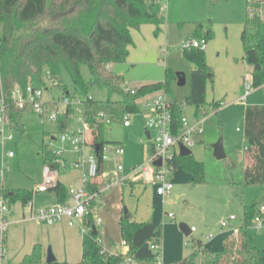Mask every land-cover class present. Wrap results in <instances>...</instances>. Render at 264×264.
<instances>
[{
    "label": "rangeland",
    "instance_id": "374dc122",
    "mask_svg": "<svg viewBox=\"0 0 264 264\" xmlns=\"http://www.w3.org/2000/svg\"><path fill=\"white\" fill-rule=\"evenodd\" d=\"M165 4V1L160 3L164 19L161 31L156 34L152 25H142L138 30H132L133 46L129 49L128 57L124 62L110 67L113 73L122 77L125 89L131 91L142 85L163 82L167 69L185 75V85L173 86L172 94L166 97L172 103L182 106L181 114L189 125L200 122L202 142L196 141L190 151L194 159L203 165L204 182L197 185L189 183L191 176L178 167L171 174L173 190L162 198L157 196L154 188L140 173L131 174L133 168L147 163L151 154L144 134V105L153 98L150 95L138 100L139 112L130 116L129 128L118 123L105 128L104 137L107 141L122 143L124 153L117 156L116 161L124 170L118 174L123 185H108V181L115 178V171L113 162L105 163L100 186L106 184L108 187L101 191L95 204H90L92 206L89 210L93 220H101V224L95 225V228L99 244L106 251L112 252L121 247L117 218L126 209L129 214L136 213L137 217L146 222L150 217L158 221L156 224L162 235L160 255L162 257L165 245V251H170V255L166 256L170 264H208L207 259L192 247V242L199 240L206 251L216 252L221 249L222 239L242 224L245 206L254 204L258 209L264 206V185H247L243 177L246 161L244 106L236 103L239 94L244 93V82L250 83L251 66L243 60L240 40L248 0H168L164 9ZM199 25L202 28L196 32ZM41 26L47 27L48 22H43ZM208 30L212 37L206 43L204 54L214 80L207 83L206 104L203 110L197 112L194 107L184 104V97L189 90V74L194 69L184 58V46L193 38L200 39ZM81 76L88 85V98L99 103L108 99L105 90L89 85L87 66L81 67ZM32 85L42 90L44 101L59 102L65 90L69 93V99L83 102L86 98L75 89L64 69L60 71L59 87L52 85L46 77L44 85L35 81H32ZM255 93L257 91L253 89L251 95L264 102V87L260 93ZM259 95L261 98H258ZM110 99L115 101L117 97L112 96ZM218 103L221 105L216 110L213 104ZM76 118L72 111L66 124L69 131L74 129ZM21 122L25 126V133L5 127V134L11 135L12 140L4 145L0 143V184L5 190L30 191L32 200L26 206L19 201L9 203V210L18 212L16 219L21 221L10 223V228L7 224L4 239H0V261L4 264H25L26 255H30L34 247L38 246L40 261L37 264H48L46 256L49 248L55 258L50 264H77L82 255L83 219L70 226L67 219L48 224L30 218L31 210L55 205L54 191L38 193L34 187L43 181L42 154L54 157L51 150L61 146L58 139L63 130L59 126L66 122L65 118L60 116L56 122L42 123L32 112H25ZM220 138L223 140L225 158L217 160L213 156L212 146ZM87 140L91 141L89 134ZM64 148V153L58 159L61 162L65 160L70 168L66 173H57L58 180L66 190L79 189L82 187L84 169L74 167L78 156L71 152L68 144ZM8 152H13L14 157L7 158ZM66 202L73 205L69 195ZM231 215L236 218L234 221H228ZM170 216L174 217V221L170 220ZM223 221L227 222V227L221 229L220 223ZM180 224H185L189 229L194 228L195 231L186 237L179 228ZM249 232L253 245L264 250V223L260 232L252 226ZM209 234L215 238L207 239ZM216 245L217 249H214Z\"/></svg>",
    "mask_w": 264,
    "mask_h": 264
},
{
    "label": "trees",
    "instance_id": "16d2710c",
    "mask_svg": "<svg viewBox=\"0 0 264 264\" xmlns=\"http://www.w3.org/2000/svg\"><path fill=\"white\" fill-rule=\"evenodd\" d=\"M70 9H73L70 15L50 23L52 15ZM45 21L48 26H41ZM163 23L160 7L154 0H0V101L9 118V128L25 133L21 118L23 113L31 112L28 108L18 109L14 106L12 92L16 88H25L32 81L44 85L45 77L52 85L59 87L60 71L64 69L75 89L86 97L82 104L91 139L88 144L99 145L97 158L100 175L103 168L102 147L118 145L115 141L105 139L104 132L108 125L100 122V115L108 117L110 124L122 125L124 115L139 112L138 100L157 93L171 95L173 86L180 87L186 82L184 74L167 69L163 82L142 85L131 91L125 89L122 77L110 70L111 65L122 63L128 57L129 49L133 46L132 30H138L142 25H152L158 34ZM201 28L199 25L196 32ZM211 37L209 30L203 35L206 41ZM240 40L244 60L252 67L251 87L257 89L264 85V21L256 16L251 17L247 12ZM184 58L194 66L189 74V90L184 97V104L199 112L206 104L207 83L213 82L214 75L206 63L204 51L184 49ZM82 66L88 67L89 85L107 92L108 99L105 102H94L87 97L88 85L81 76ZM112 96H116L117 100H111ZM62 97H69L68 91L65 90ZM213 106L218 110L220 103ZM57 109L56 103H47L45 118ZM67 111L70 116L71 109ZM181 112L182 106L173 103V132L180 126ZM70 118L60 124L61 130L65 129ZM243 134L247 143L244 154L249 161L243 169L244 180L247 185L263 186L264 106L245 107ZM197 141L202 142V135ZM42 155L43 165L49 166L51 170L59 174L69 170V164H61L55 157ZM173 164L191 176L189 183L197 185L204 182L203 165L192 154L175 157ZM51 190L55 192L59 204L65 205L68 196L66 188L57 182ZM87 190L97 191L98 188L89 185ZM0 196L9 203L19 201L23 206L32 200V192L5 190L1 184ZM91 206L83 217L82 255L77 264H124L122 255L105 252L99 244L98 232L93 234L91 228L95 222L89 210ZM257 212L258 208L254 204L244 207L242 224L236 228V232L222 239L220 250L208 252L199 240L193 241L192 247L207 259L208 264H264V250L253 245L249 232ZM119 231L132 258L139 262H152L150 244L162 240L158 225L151 221L136 223L123 213L119 220ZM39 261L40 250L35 246L32 253L24 258V263L37 264Z\"/></svg>",
    "mask_w": 264,
    "mask_h": 264
},
{
    "label": "built area",
    "instance_id": "2783aa9c",
    "mask_svg": "<svg viewBox=\"0 0 264 264\" xmlns=\"http://www.w3.org/2000/svg\"><path fill=\"white\" fill-rule=\"evenodd\" d=\"M159 5L162 2H166L164 9L167 7L168 0H154ZM160 7V11H161ZM247 12L251 17L256 16L261 21H264V0H248ZM207 41L204 38L189 40L184 49H198L204 51ZM244 93L238 100V104L245 103L246 97L252 93L253 89L251 84L247 81L243 84ZM164 93H157L153 95V98L144 105V127L145 131L149 132V138L146 141L151 149L150 158L147 163L138 168H133L131 174L135 175L140 173L141 176L147 179V183L152 186L159 197H164L171 193L173 190V183L171 180V174L174 173L177 167L174 166L173 161L175 157L180 156V147L190 150L197 138L202 135L199 129L200 122H196L194 125H189L187 119L182 115L180 118L179 128L173 132V118L172 107L173 103L168 100ZM11 101L18 109L28 108L35 114L40 122L51 121L56 122L58 117L62 116L65 119L72 116L68 114L67 109L76 114L75 127L69 131L67 127L60 135L58 142L61 146L57 149H52V155L57 158L58 162L63 164L58 158L62 156L65 151L64 145L68 144L72 153L78 157L74 162V167L83 170L82 174V187L79 189L70 188L68 194L71 198L73 205L56 204L51 207L41 208L38 210H31L30 218L38 222H45L52 224L59 222L62 219H67L70 226L76 224L78 220H82L87 213L88 207L93 201L99 197V194L108 185L123 184V180L119 177V173H122L123 167L121 164L115 166V178H111L108 182L110 184L104 185L97 191H88L87 186L99 176V162L97 154L95 153L94 146L88 144V126L84 117L83 104L78 99H69V97H61L59 102L44 101L43 92L40 88L28 84L25 88H16L11 95ZM56 103L58 109L55 112L46 114V104ZM62 106V107H60ZM204 112V111H202ZM132 114H126L122 120V126L128 128L131 126L130 116ZM100 122L105 125L111 123L108 117L103 114L100 115ZM65 123V122H64ZM9 126V118L5 114V108L3 102L0 101V143L4 145L6 142L12 140L11 135L5 134V127ZM124 153L121 146H103L101 149L102 162L114 161L117 156H122ZM7 158H13V152H8ZM160 160V165L155 166L154 162ZM56 171L50 169L49 166L43 168V181L41 185L37 187V192H46L49 188L55 185ZM32 204L30 203V208ZM9 212V202L0 196V239L3 241V234L7 227L6 214ZM170 220L174 221V217L170 216ZM235 220V217L231 215L228 221ZM101 223L100 219L96 220L95 225ZM264 223V206H260L257 214L251 221V226L258 232L262 230ZM227 222H221L220 228H226ZM195 231L194 228H190V232ZM236 232V229L233 233ZM214 236L209 234L206 238L212 239ZM122 244L127 246L123 241ZM150 250L153 253V260L151 263L139 262L132 258L128 253L122 255L124 264H163L161 258L160 242H153L150 244ZM0 264H4L0 261Z\"/></svg>",
    "mask_w": 264,
    "mask_h": 264
},
{
    "label": "crops",
    "instance_id": "0c3cea01",
    "mask_svg": "<svg viewBox=\"0 0 264 264\" xmlns=\"http://www.w3.org/2000/svg\"><path fill=\"white\" fill-rule=\"evenodd\" d=\"M201 38L203 37V36H200ZM193 39H199V37H197V38H193ZM243 60H244V54H243ZM245 61V60H244ZM246 63V62H245ZM110 70H111V67H110ZM251 73H252V67H251ZM251 73H250V76H251ZM186 83V82H185ZM185 85V84H184ZM262 87H264V85H262L261 87H259V88H257L256 89V91H257V93H260L261 92V89H262ZM253 92V91H252ZM257 93H255L254 95H257ZM252 94V93H251ZM251 94H249L247 97H246V100H245V103L244 104H242V105H240V104H238L237 102H238V100L240 99V97L242 96V95H240L239 94V96H238V98L236 99V103L238 104V105H240V106H244V114H245V107L247 106V105H250V106H264V102L263 101H259L255 96H252ZM258 98H261L260 97V95H259V97ZM176 104V103H175ZM221 105V104H220ZM129 128V127H128ZM243 130H244V120H243ZM52 140H55L54 138H51ZM243 139H244V134H243ZM116 142V141H115ZM244 142H245V148L247 147V143H246V141H245V139H244ZM117 144H118V146H122V143L121 142H119V141H117ZM244 151H245V149H244ZM245 155V154H244ZM7 157V156H6ZM116 158L117 157H115L114 158V161H110V162H104L103 163V168H102V173L98 176V180L97 181H93L94 183H90L89 185L91 186V187H93V188H100L101 186H102V182L103 181H101V179H100V177L103 175V173H104V169H105V163H111V162H113V168H114V171H115V166L117 165V164H119L117 161H116ZM245 159H246V161H245V165H244V167L246 166V165H248L249 164V161H248V159L245 157ZM64 163H67L65 160L63 161ZM68 164V163H67ZM244 167H243V169H244ZM57 182H59V180H58V175H56L55 176V184L57 183ZM42 183V182H41ZM41 183L39 184V185H41ZM39 185H37V186H35L34 187V190L37 192V187L39 186ZM88 185V186H89ZM101 185V186H100ZM123 185V184H122ZM55 185H53L51 188H49L48 190H51L53 187H54ZM47 190V191H48ZM68 191V190H67ZM38 193H45V192H38ZM69 195V194H68ZM54 203H55V205L56 204H59V201H58V198H57V196H56V200H54ZM69 203H67L66 202V200H65V205H68ZM93 204H95V201H93ZM129 214V213H128ZM17 215H18V212H11L10 210H9V212L6 214V216H5V218H6V221H7V224H8V228H10V225H12V224H15L16 222H19V221H21V220H18V219H16V217H17ZM120 218H121V214H120V216H118V218H117V225H118V227H119V220H120ZM129 218L132 220V221H134V222H136V223H143V222H146V220L145 219H143V218H141V217H137V214L135 213V214H129ZM97 219H99V218H96L95 220H94V222H95V224H96V220ZM236 219V218H235ZM148 221H151L152 223H154V224H156L158 221H156V220H153V218H151L150 217V219H147ZM101 221V220H100ZM234 221V220H233ZM10 223H12V224H10ZM101 224V223H100ZM99 224V225H100ZM157 225V224H156ZM97 226V225H96ZM98 232V231H97ZM82 233H83V229H82ZM119 233H120V231H119ZM213 238H215V236L213 237ZM212 238V239H213ZM82 241V240H81ZM123 242V241H122ZM122 242H121V244H120V249H116V250H113L112 252H110V251H106L104 248H102L105 252H107V253H109V254H120V255H126L127 253H128V248H127V246H124L123 244H122ZM211 242H209V243H207L206 244V247H208V245L210 244ZM102 247V246H101ZM214 249H217V245L214 247ZM163 253H162V263H164V264H170V261H167L166 260V256H169L170 255V251L169 250H167V252L165 251V245H164V247H163V251H162ZM26 256H28V255H26ZM80 262V261H79Z\"/></svg>",
    "mask_w": 264,
    "mask_h": 264
},
{
    "label": "water",
    "instance_id": "95a60500",
    "mask_svg": "<svg viewBox=\"0 0 264 264\" xmlns=\"http://www.w3.org/2000/svg\"><path fill=\"white\" fill-rule=\"evenodd\" d=\"M73 12V9H70L66 12H60V13H57V14H54L51 16L50 18V23H54L56 21H58L59 19L63 18V17H66L68 15H70L71 13ZM67 95V93H66ZM145 137L146 138H149V132L148 131H145ZM94 150H95V153L98 154V151H99V145H95L94 146ZM212 150H213V156L217 159V160H221V159H224L225 158V153H224V150H223V140L222 138H220L213 146H212ZM191 155V151L190 150H187L183 147H180V156H189ZM154 165L155 166H159L160 165V160H157L154 162ZM124 215L126 218H129V214H128V211L125 209L124 210ZM179 228L181 230V232L187 237L190 235V229L185 225V224H180L179 225ZM93 234H96L97 231H96V228L95 226H92L91 228ZM55 261V258L50 250V248L48 249V252H47V256H46V262L48 264L50 263H53Z\"/></svg>",
    "mask_w": 264,
    "mask_h": 264
}]
</instances>
